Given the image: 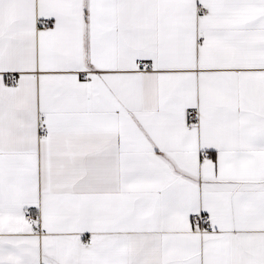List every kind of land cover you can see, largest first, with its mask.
I'll return each mask as SVG.
<instances>
[{
  "label": "snow or ice",
  "instance_id": "6c2138e0",
  "mask_svg": "<svg viewBox=\"0 0 264 264\" xmlns=\"http://www.w3.org/2000/svg\"><path fill=\"white\" fill-rule=\"evenodd\" d=\"M0 264H264V0H0Z\"/></svg>",
  "mask_w": 264,
  "mask_h": 264
}]
</instances>
